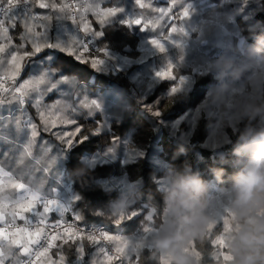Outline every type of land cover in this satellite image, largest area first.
Returning a JSON list of instances; mask_svg holds the SVG:
<instances>
[{
  "label": "trees",
  "instance_id": "1",
  "mask_svg": "<svg viewBox=\"0 0 264 264\" xmlns=\"http://www.w3.org/2000/svg\"><path fill=\"white\" fill-rule=\"evenodd\" d=\"M46 2L57 5L64 3L63 0ZM225 2L234 14L232 23L240 38L261 66L256 71L248 67L238 73L210 71L206 75L199 74V77L190 69H185L183 73L190 72L192 79L175 95L170 93L176 82L172 80L156 83L151 90L146 87L136 88L133 75L138 67L135 65L121 64L116 71L115 66L104 60L103 65L96 69L91 66V60L96 56L92 53H83V60H77L67 52L52 49H45L38 54V57L43 58L45 66L58 70V76L64 75L69 80H74L82 96L88 100L96 98L104 103L102 108L108 121L99 120L96 113L90 117L92 121H97V128H94L87 118H78L81 133L77 134L74 142L81 135H88V139L56 153L58 171L54 173L55 177H60L70 187L75 199L74 211L80 212L83 217L80 222L112 226V221L116 220L112 213V204L125 198L127 215L142 207L148 210L151 219L145 215L125 223L122 235L127 233L134 237L144 233V229L150 226L162 229L169 217L167 193L176 181L191 175H198L207 185L202 197L205 204L222 194L234 200L233 184L251 157V152L240 137L249 127L256 131L264 130V115L251 120L241 115L250 105H264V0ZM33 7L41 15L49 13L52 17L47 23L53 34L60 26L73 31L66 11ZM57 16L65 19L57 20ZM43 23L45 22L40 19L30 21V25H34L38 31H43ZM134 28L137 32V26ZM130 29V26L120 29L115 25L110 29L104 28L105 34L97 40L99 49L106 46L107 50L113 48L115 51L122 47L124 51L120 54H123L126 52L124 48L132 41L135 52H139L140 38L137 33L132 34ZM21 31L18 24L10 33L13 36L12 46L24 43L20 40ZM133 36L134 39L131 40ZM20 50L21 53L31 50L30 42L25 43ZM51 55L53 58L49 60ZM99 57L105 59L102 53ZM6 67L7 65L1 69L4 71ZM234 77H237V83H242L248 100L241 102L239 107H235L234 102L227 103V117L220 116L222 109L209 106V101L206 100L210 92L226 87V78L229 80ZM21 78H26L25 74ZM58 98V95L50 94L46 97V103H52ZM28 110L39 119L34 108L29 106ZM76 116L80 117L81 113ZM38 123V128L42 129V122ZM75 127V124L58 126L57 131L73 132ZM216 133H219L218 137H215ZM44 136L49 138L53 147H58L55 144L59 141L42 132L41 137ZM10 153L12 154L7 162L9 168L16 163L13 159L14 152ZM25 159L28 160V157ZM114 180L127 185L128 189L123 195L111 186ZM95 211H103L104 218L92 214ZM257 212L264 217V208L257 209ZM225 215L226 220H214L210 229L205 224L201 235L192 239L190 249L196 253L191 259L194 263L235 264L236 258L230 247L241 231V221L233 208V202L225 209ZM56 219L58 216L52 214L49 221ZM17 222L21 220L18 219ZM116 231L119 232L118 228H115ZM222 235H225L222 248L227 251V258H223L219 252V237ZM148 239L149 237L146 238ZM84 245L86 254L95 251L94 246L86 239ZM74 248V245L53 248L51 255L58 257L60 251H63L71 259ZM163 262L164 259L160 258L156 247L144 246L139 251L138 264ZM113 264H117V260Z\"/></svg>",
  "mask_w": 264,
  "mask_h": 264
},
{
  "label": "snow or ice",
  "instance_id": "2",
  "mask_svg": "<svg viewBox=\"0 0 264 264\" xmlns=\"http://www.w3.org/2000/svg\"><path fill=\"white\" fill-rule=\"evenodd\" d=\"M104 2L105 0H93L88 4L87 0H84L83 4L73 7L67 3L63 5L48 3L46 0H0V67L7 65L6 69L0 72V143L12 145L9 151L2 154L3 157L7 158L10 152H14L13 159L16 163L24 165L26 157L34 158L32 149L37 146L42 132L50 134L59 141L55 144L58 147H53L50 141L42 138L38 143L43 155L52 153L48 160L49 167L41 170L43 173H49L52 170L50 166L57 163L58 151L70 149L88 139V135H81L80 139L74 142L77 134L81 133V125L77 123V119L90 118L92 113L99 109V102L94 99L84 102L75 92L69 78L64 75L58 76L57 69L45 66L43 58L38 57V54L45 49H52L67 52L69 55H74L77 60H83V53L92 50V38L103 35L101 27L97 30L85 20L84 13L91 11L98 25L103 26L124 11L123 8L114 5L102 7L101 4ZM178 3L179 0H168L164 6H158L156 0L152 2L135 0L137 10H150L158 14L156 20L146 19L142 12L137 11L135 16L123 20L122 23L130 27L140 26L144 30H150L152 26L154 30L157 26L156 21L164 20L168 34L156 35L150 41L156 49L164 53L167 50V42L175 43L172 40L174 35L186 34L181 24L178 25L177 22H182L190 14L187 9H180ZM33 6L58 12H65L71 8L70 19L76 24V13H80L82 28L68 31L60 26L53 34L47 23L52 17L33 13ZM81 8L83 12H80ZM35 19L45 22L41 25L43 31H38L34 25H30V21ZM63 19L65 17L57 16V20ZM18 24L22 29L20 40L24 43L12 46L13 36L10 33ZM28 42L31 50L21 53L20 49ZM95 51L102 53L103 56L108 55L106 46ZM48 59L51 60V57L49 56ZM25 60L27 63H24ZM103 63L104 59L99 56L91 60V66L96 69H99ZM22 74H25L26 78L21 79ZM156 75L161 79L177 81L170 90L171 95L181 91L187 83V78L176 76L175 66L172 63ZM62 85H67L68 90L65 91ZM50 94H57L59 98L52 103H46V97ZM29 106L35 109L42 122V129L38 128L29 114ZM83 109L87 111H82ZM4 112H7V115ZM77 113H81V116L77 117ZM68 124H75V131H57L58 126ZM34 162H38V159L34 158ZM3 172V166L0 165V174ZM8 175L9 187L15 192V197L5 194L4 181L0 180V264H6V261L9 264H113L125 253L128 244L122 241L119 235L110 234L108 230L102 228L66 223L63 219L65 214H71L72 219L77 222L83 217L80 212H75L68 204L62 203L52 192L41 195L38 190H33L26 183L12 179L10 172ZM52 214H56L58 219L54 223H49ZM92 214L101 218L105 216L103 211H95ZM145 215H148V210L138 207L127 217L113 220L112 226L119 228ZM148 218L151 219V216L148 215ZM17 219L24 221L28 226H18ZM33 220L35 223L32 222ZM144 231L147 233L150 229L146 228ZM85 239L94 246V252L86 254ZM73 245L75 248L71 259L63 251H60L57 259L49 256L53 248L61 249L62 246ZM109 245L112 247L110 248ZM141 246L142 244H137L133 247L127 257L128 264H138Z\"/></svg>",
  "mask_w": 264,
  "mask_h": 264
},
{
  "label": "rangeland",
  "instance_id": "3",
  "mask_svg": "<svg viewBox=\"0 0 264 264\" xmlns=\"http://www.w3.org/2000/svg\"><path fill=\"white\" fill-rule=\"evenodd\" d=\"M63 2V4L67 3L64 0ZM92 2L93 0H87L88 4H91ZM146 2H152V0H146ZM167 2L168 0H156L158 6H164V4ZM113 5L123 8L124 11L112 18L111 22L107 25H98L96 17L91 11L84 13V18L95 29L100 30L101 27V31L104 35L106 32L104 28L110 29L112 25H115L121 29V27L128 26L127 24L122 23V21L129 17L135 16L137 11L142 12L146 19L156 20L158 15L150 10H137L135 0H105V2L101 4L102 7H110ZM177 6L180 9H187L190 14L189 17L182 22H177L178 25L181 24L186 34L174 35L172 40H174L175 43H172L171 41L167 42L166 52L161 53L150 43V41L156 35L160 36L168 34V29L164 26V20H157V26L154 30L152 29V26H150V30H144L140 26H137L136 32V28H134L136 25L131 26L130 32H132V34L137 33L138 38H140L141 41L139 46L140 49H138L139 52H135L134 42L131 41L128 43V46L124 48L126 52L123 54H120L121 51H124L122 47L115 51L113 48L108 49V55L104 56V60L115 66L116 71L120 68L121 64L137 66L138 68L133 75L136 88L144 89L142 87H146L149 90L153 89L156 83L158 84L161 81H165V79L159 78L156 73L166 68L169 63H172L175 66L176 76L187 78V82L192 79V76L190 72L183 73L185 69H190L191 72H195L197 77H199V74L206 75L210 71H219L223 73H227V71H234L235 73H238V71L245 70L248 67L250 70L252 69V71H256V68L261 66L259 62L253 58L250 48L244 44L240 38L237 28L232 23L234 14L227 7L225 0H179ZM32 11L33 13L41 14L40 11H36L34 7H32ZM68 11L70 13V9H68L66 13L69 16V24L71 25L72 29L76 30L80 26L82 27L80 20L77 21L76 24H73L72 20L70 19L71 13L69 14ZM46 15H49V13ZM77 34L82 35L81 33ZM101 36L93 37L92 50L88 53L100 56V53H97L95 49H99L97 40ZM133 39L134 36L131 40ZM50 57L53 58L52 55ZM2 71L3 70L0 67V72ZM236 78L237 77L229 78V80L226 78L225 82H228L226 87L218 89L215 92L212 91L213 93L210 92L208 99L206 100L209 101V106L212 105L222 109L220 116L227 117L229 112L227 103L234 102V106L239 107L241 102L248 100L247 93L241 86L242 83H237ZM69 81L72 82L75 92L81 97V99H83L85 102H89L90 100H88L87 97L81 95L76 82L74 80ZM62 88H64L65 91L68 90L67 85H62ZM94 100L99 102L100 107L94 111L92 115L97 113L96 115L98 116L99 120L108 121L106 119V112L102 108L104 107V103L96 98H94ZM82 111H87V109H83ZM28 112L31 114L38 127H40V123H38L40 120L36 119L35 115H33L31 111L28 110ZM4 114H6V112H4ZM87 119L88 123L92 127L97 128V121H92L91 118ZM231 122H233V120ZM218 135L219 133H216L215 137H218ZM41 138L49 141L48 137H40L38 138L37 146L33 147L32 151L34 153V158L38 159V162H34V158H28V160L25 159L24 165L15 163L11 168L7 166V162L9 161V157L12 153H9L7 158L3 157L2 154L6 151H9L12 146L7 143H0V146L2 145L3 148L0 150V155H2L0 156V165H2L4 169L3 174H0V180L4 181L5 194L15 197V192H12L9 187L8 173L10 172L12 179L26 183L32 187L33 190H38L41 195H47L50 191L56 196V198L60 199L62 203H66L72 209H74L75 199L70 187L60 177H57L58 179L55 177L54 173L58 171L56 170V168H58L56 167L58 166L57 163L56 165L50 166L52 168L51 172L43 173L41 171L43 168L49 167L48 160L51 156V153L48 155H43L40 152L38 143L39 139ZM18 150L19 149H16V151ZM106 159H108V157H106ZM111 186L118 189L122 195L128 189L127 185L122 181L114 180L111 182ZM233 201V199L227 198L225 197V194H222L219 197L210 199L205 204L206 216L209 218L206 220L205 224L209 229L212 227L214 220L224 219L226 217L225 209L230 207ZM111 208L116 220L124 217V215H126V217L128 216L125 198H121L118 202L113 203ZM257 215L259 216L258 212ZM29 219H32L31 216H29ZM168 219L169 217L166 219L164 228ZM17 221L18 219L16 222ZM164 228L157 229L153 226H150L147 227V229H150L149 232H144L139 235L136 234L134 237H131L130 234L127 233L119 235L118 231H116V233L114 228V231L111 234L119 235L122 241L127 242L128 248L125 249V253L123 254L127 259L128 255L131 253V250L137 244H142V246L139 248V251L144 248V246L157 248L156 241L164 235ZM148 237L149 239L146 240ZM219 238L221 244V250L219 252L223 258H227V251L223 250L222 248L225 243V235H222ZM192 244L193 240L190 239L186 242L183 248V252L191 259L194 257V255H196L193 249H190ZM158 252L160 258L164 259L163 264H175V262L173 263L175 260L170 255L159 251V249ZM51 254L52 252L50 250L49 256L53 259L58 258ZM44 259L46 260V258ZM6 264H9V262L6 261ZM191 264L196 263L191 260Z\"/></svg>",
  "mask_w": 264,
  "mask_h": 264
},
{
  "label": "clouds",
  "instance_id": "4",
  "mask_svg": "<svg viewBox=\"0 0 264 264\" xmlns=\"http://www.w3.org/2000/svg\"><path fill=\"white\" fill-rule=\"evenodd\" d=\"M241 115L255 119L264 115V105H250ZM240 139L251 157L233 184V208L241 221V231L230 251L236 258L235 264H264V217L257 215V209L264 208V130L249 127ZM206 189V183L198 175H191L176 181L167 193L169 219L156 246L170 255L175 264H191L183 248L188 240L201 235L209 219L202 200Z\"/></svg>",
  "mask_w": 264,
  "mask_h": 264
},
{
  "label": "built area",
  "instance_id": "5",
  "mask_svg": "<svg viewBox=\"0 0 264 264\" xmlns=\"http://www.w3.org/2000/svg\"><path fill=\"white\" fill-rule=\"evenodd\" d=\"M64 1H66L67 4L73 5V7H76L77 5H80V4H83L84 3V0H64ZM80 12H83V8L80 9ZM70 13L72 15V9L71 8H70ZM76 15H77V21H79L80 20V13H76ZM79 28H82V27L80 26ZM81 34L83 35V33H81ZM92 40H93V38H92ZM92 40H91V43H92ZM63 219L65 220L66 223H74V224H77L78 226H89V227L102 228V230H108L110 232V234L114 231V228L113 227H111L110 225L104 224V223L85 224V223H82L80 221L79 222L74 221L72 219L71 214H65V216L63 217ZM30 220H32V219H30ZM56 220H50L49 223H54ZM32 222L35 223L34 220ZM16 224L18 226H20V227L28 226V225L25 224L24 221L16 222ZM122 228H123V226H120L118 228L119 235H122ZM42 243H44V242L42 241ZM109 247L111 248L112 245H109ZM121 261L123 262V264H128V261H127V259L125 258V256L123 254L121 255V258L117 260V264H121Z\"/></svg>",
  "mask_w": 264,
  "mask_h": 264
}]
</instances>
